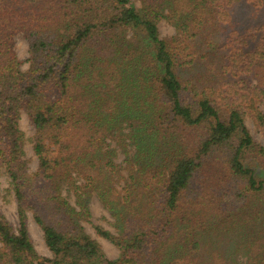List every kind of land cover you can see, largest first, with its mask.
Returning a JSON list of instances; mask_svg holds the SVG:
<instances>
[{
    "label": "trees",
    "instance_id": "obj_1",
    "mask_svg": "<svg viewBox=\"0 0 264 264\" xmlns=\"http://www.w3.org/2000/svg\"><path fill=\"white\" fill-rule=\"evenodd\" d=\"M238 1L0 0V170L17 216L0 211V264H264V145L245 123L264 138V0H243L247 24ZM92 194L117 258L81 224Z\"/></svg>",
    "mask_w": 264,
    "mask_h": 264
},
{
    "label": "rangeland",
    "instance_id": "obj_2",
    "mask_svg": "<svg viewBox=\"0 0 264 264\" xmlns=\"http://www.w3.org/2000/svg\"><path fill=\"white\" fill-rule=\"evenodd\" d=\"M135 7L140 6L139 0H131ZM248 4L244 3L243 0H239L234 7L235 16L238 22L240 23H248L251 18L249 16ZM252 12V11H251ZM158 30L160 37H170L175 34L176 30L174 26L166 19H160L158 23ZM15 51L20 60H22L21 69L25 70L28 66V63L25 61L27 57V42L26 40L21 37L19 34L15 36ZM260 108L264 111V101L260 104ZM245 123L247 128L252 136V138L259 144L264 145V138L261 132L256 128L252 120L246 116ZM19 128L24 134L25 142L23 146L24 150V157L28 161V168L30 171H33L36 167L37 160L36 157L33 155L31 149V137L33 134V126L28 121L25 113L21 112L20 119H19ZM111 146H114V143H111ZM117 156L114 158L116 163L123 165L124 155L123 153L117 148ZM63 193L66 194L65 190ZM69 201L70 203H74L73 196L69 194ZM88 207L90 216L88 217L87 221L82 220L81 224L84 226L86 232H88L92 238L97 240L104 252L105 256L109 259L117 258L119 255L118 249L111 244L107 239L99 236L94 226H101L102 228L109 230L110 232L115 233V229L111 224L112 218L109 215L108 211L102 206L99 199L96 197L95 194H92L88 200ZM0 211L1 213L12 223H16L17 216H16V206L15 200L13 197V193L9 187L8 177L7 175L0 170ZM27 229L32 238V242L36 251L44 257L51 258L52 255L50 251L46 248L42 231L40 228L35 224L33 219L31 218L30 214H28L27 218Z\"/></svg>",
    "mask_w": 264,
    "mask_h": 264
}]
</instances>
